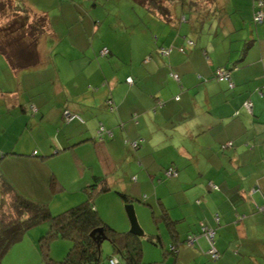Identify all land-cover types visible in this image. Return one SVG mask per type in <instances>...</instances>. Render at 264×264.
I'll return each mask as SVG.
<instances>
[{"label":"crops","instance_id":"obj_1","mask_svg":"<svg viewBox=\"0 0 264 264\" xmlns=\"http://www.w3.org/2000/svg\"><path fill=\"white\" fill-rule=\"evenodd\" d=\"M99 1H13L49 23L38 66L14 70L0 53L6 178L59 205L85 201V189L105 178L111 190L95 207L121 232L130 223L115 191L145 186L144 204L165 207L175 222L174 237L158 224L165 264L170 256L172 264H264V21L250 25L264 0H165L170 20L137 0ZM219 67L233 86L216 77ZM65 110L84 121H66ZM171 165L178 175L169 178ZM204 227L215 231L217 259ZM32 230L3 264H46L44 226Z\"/></svg>","mask_w":264,"mask_h":264},{"label":"trees","instance_id":"obj_2","mask_svg":"<svg viewBox=\"0 0 264 264\" xmlns=\"http://www.w3.org/2000/svg\"><path fill=\"white\" fill-rule=\"evenodd\" d=\"M13 1L0 0L1 10L5 12L10 9L14 12L12 19L8 17V22L0 29V53L7 58L14 70L21 71L40 64L38 42L49 22L46 15L33 13L25 6L14 4ZM137 1L166 20L171 19V11L165 0ZM258 12L256 11L255 16ZM255 16V23L264 21L263 17L262 22H257ZM219 69L230 72L229 68L219 67L215 75ZM136 141L138 142L137 148H139L140 141ZM1 157L0 154V160ZM170 167L177 170L176 175L167 174ZM165 175L169 178L176 177L177 167L169 166ZM85 190L89 195L85 201L59 214H53L49 203L36 201L22 194L6 178L0 168V191L3 197L0 201V264H3V258L11 248L20 242L31 229L43 226L42 224L45 223L48 225V230L45 234L44 232L41 234L39 245L42 259L46 264H101L103 236L110 239L114 253L117 254L110 258V263L114 257H117L120 264H154L143 260L141 236L131 231H118L108 224L96 209V198L111 190L105 178L97 179L89 189ZM115 192L126 204H133L134 200L138 199L121 190ZM152 214L157 224L164 222L174 237L177 233L175 222L168 215L167 209L162 206L159 213L152 211ZM95 229H103V233L96 232L95 235H91ZM99 234H101L100 238ZM54 238L68 239L73 243L63 260H54L50 255V244ZM149 240L157 245L162 244L159 234L150 235ZM186 240L188 242V238ZM169 251L174 253L172 248Z\"/></svg>","mask_w":264,"mask_h":264},{"label":"rangeland","instance_id":"obj_3","mask_svg":"<svg viewBox=\"0 0 264 264\" xmlns=\"http://www.w3.org/2000/svg\"><path fill=\"white\" fill-rule=\"evenodd\" d=\"M119 2H120V0H112L111 4L109 6H112L113 3H116V5H118ZM241 3L245 4V2L243 0H241ZM89 5H91V4H89ZM104 5H105V2H103V0H102L100 2V7H104ZM64 8L69 13V17L70 18L74 16V14L70 13V11H71L70 7H64ZM250 10L253 13L252 9H247L245 11V13L246 14H248V13L250 14L251 13ZM59 13H60V15H62L61 9H60ZM120 13L122 14L121 11H120ZM13 16H14V12L12 10L8 9V10H6L4 12L3 10L0 9V29L2 27H4L5 24L8 22L7 21L8 17L10 19H12ZM65 16L67 17L68 14H66ZM252 16H253V14H252ZM252 19L250 21V25L252 26L251 29L255 30V26H254L255 22H253ZM2 166L4 167V165H2ZM140 190L142 191V193L140 192ZM140 190L136 191V192L132 191L134 193H130V194L133 197L138 198V200H135L133 202V204L135 206L136 214L138 216V220L140 222V225H141V227L143 228V230L145 232V234L143 236H141L142 237V246H143V249H144L143 260L145 262H148V263L155 261L156 262L155 264H165L166 262H164L162 247L157 245V244H155V243H152L149 240L150 239V234H160V233H158L160 225H158L157 222L155 221V219H154V217L152 215V211H151L150 207L148 205H146V204H149V203L147 201L148 198L146 199V197H145L146 196V194H145V186H143V188L140 189ZM126 193H128V192H126ZM2 198H3L2 197V193L0 191V201L2 200ZM40 202L49 203V206H50L51 211L53 212V214H59L60 212H63L64 210H66V209H68V208H70V207H72V206H74L76 204H79V202H81V201L72 202V203H69L68 201H65V202L60 201L61 205H59V202L57 201V199L54 200L55 203H52V204H50V200L40 201ZM144 203H146V204H144ZM54 204L59 205V207H58L59 209L55 210L54 209V206H55ZM137 204H142L143 209L146 208L148 212H145L144 210L143 211L140 210L137 213V207H136ZM122 205H123V209H124L125 215L127 217V220L130 223V225H129V227H128V229L126 231H130L131 222H130V219L128 217L127 211H126V205L127 204L122 201ZM63 206H66V207L63 208ZM138 208H140V206H138ZM42 225L44 226V231H43L44 233L43 234H45V232L48 230V225H47V223L42 224ZM161 228H164V231H167L164 224H161ZM32 231H34V230H32ZM118 231H120V230H118ZM26 237H28V236H26ZM72 244H73L72 241H70L68 239L54 238L52 240L51 244H50V255H51V257L54 260H63L67 256ZM169 247H170V244H166V248L169 249ZM171 247H172V245H171ZM114 255H117V254L114 253L113 245H112L110 239L104 240L103 243H102V262H101V264H111L110 263V258L112 256H114ZM169 259H171V262H167V264H172L173 263V259H174L173 256H170Z\"/></svg>","mask_w":264,"mask_h":264},{"label":"built area","instance_id":"obj_4","mask_svg":"<svg viewBox=\"0 0 264 264\" xmlns=\"http://www.w3.org/2000/svg\"><path fill=\"white\" fill-rule=\"evenodd\" d=\"M263 17H264V13L260 10L257 13V15L255 16V19H256L257 22H262L263 21ZM161 51H162L163 54H169L170 53V49H168V48H163V49H161ZM109 52H110V50H109L108 47H104L102 49V51H101V53L103 55H107ZM216 75H217L218 79H220V80H229V82L231 83V86L234 85V83L232 82V80L230 78V72H227L226 70L219 69L217 71ZM127 81L129 83H133L134 79H133V77H129L127 79ZM247 105H250V103H247ZM249 108H250V106H249ZM64 117H65V119L67 121H72V120H78L79 122H83L84 121L79 114L72 113L69 110H65L64 111ZM103 130H104V127L102 126L101 127V131H103ZM131 146L134 147V148H137L138 147V142L137 141H131ZM167 174L171 175V176H174V175L177 174V170L174 167H170L167 170ZM202 233L206 236V238L208 239V241L211 244L210 252L213 254V257L215 259H217L219 257V254L217 252V249L214 246L215 231L213 229H209L208 227H204L203 230H202ZM196 241H197V236L196 235L188 236V243L189 244L193 245V244L196 243ZM111 264H120L118 258L114 257L111 260Z\"/></svg>","mask_w":264,"mask_h":264},{"label":"water","instance_id":"obj_5","mask_svg":"<svg viewBox=\"0 0 264 264\" xmlns=\"http://www.w3.org/2000/svg\"><path fill=\"white\" fill-rule=\"evenodd\" d=\"M126 211L128 214V217L131 222V228L130 231L136 235L143 236L145 234L143 228L140 225V222L138 220V216L136 214L135 206L134 204H127L126 205ZM96 232L103 233V229H95L91 232V235H95ZM101 234L98 235L100 238ZM107 237L103 236V241L106 240Z\"/></svg>","mask_w":264,"mask_h":264}]
</instances>
